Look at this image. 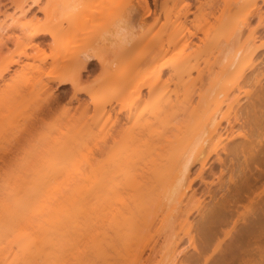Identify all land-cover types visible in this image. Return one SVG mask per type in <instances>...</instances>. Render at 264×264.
<instances>
[{
	"label": "bare ground",
	"instance_id": "6f19581e",
	"mask_svg": "<svg viewBox=\"0 0 264 264\" xmlns=\"http://www.w3.org/2000/svg\"><path fill=\"white\" fill-rule=\"evenodd\" d=\"M52 1L54 8L43 12L42 22L23 20L27 8L12 18L25 29V48L40 36L53 39L52 68L45 83L51 98H58L52 84L56 88L70 85L72 101L99 88L90 103L78 102L84 108L78 107L85 113L91 109L89 123L105 130L101 151L106 159L90 174H77L76 148L82 138L77 135L91 130L83 116L82 121L71 123V133L58 142L57 149L65 150L58 156H64L70 166L66 178L56 172L43 204L35 199L33 177L2 182L5 186L0 183L4 186L0 189V264H148L150 257L144 258L143 251L154 252L157 237L164 236L171 218L176 225L163 242L168 236L173 245L155 264H185L186 254L179 255L184 252L178 250L183 237L195 250L198 240L201 252L217 229L231 220L223 239L232 241L214 264H250L252 250L241 247L242 242L260 241L262 221L255 216L239 232V217H229L239 212L243 196L264 177V91L258 111L250 105L242 117L240 93L234 92H240L246 73L254 70L261 49L255 41L264 31V0H170L169 6L158 10L148 0H133L118 10L109 33L86 37L80 47L70 45L71 19L65 20L63 9L69 7V0ZM254 17L257 23L252 26ZM3 21L0 30L6 28ZM145 27L156 30L141 32ZM222 30L227 33L220 35ZM244 32L247 36L240 39ZM170 53L175 57L165 60ZM11 65H20V60H8L0 77ZM45 65L37 69L44 72ZM92 65L104 73L96 87L83 82ZM259 73L253 76L255 82L260 81ZM170 85L175 87L174 98ZM153 103L158 107L149 111ZM240 117L247 124L246 133L236 132ZM222 122H226L223 127ZM236 138H242L241 142L228 148ZM212 155L221 166L218 175L212 164L207 166ZM196 162L201 182L206 181V171L217 175L212 181L219 184L220 197L215 196L210 205L194 200L193 213L198 217L194 222L190 210L183 212V207L196 196L189 177ZM258 193L251 204L262 198ZM246 199L251 200L249 195ZM223 241L219 239L215 249ZM132 244L138 250L131 254ZM40 253L45 256L43 263L36 262ZM207 260L208 255H203L204 264ZM256 264H264L263 255Z\"/></svg>",
	"mask_w": 264,
	"mask_h": 264
},
{
	"label": "rangeland",
	"instance_id": "374dc122",
	"mask_svg": "<svg viewBox=\"0 0 264 264\" xmlns=\"http://www.w3.org/2000/svg\"><path fill=\"white\" fill-rule=\"evenodd\" d=\"M36 1L37 3L34 5L32 4L33 0H0V22L4 20L2 23L5 22L4 26H6L4 30H0V70L6 62H8V60H20V65H11L10 68L3 72L0 77V183L5 186L2 182H13L16 178L17 180H20V178H22L21 176H23V180L24 177L26 180L33 177L37 186L35 199L38 200L39 205H41L45 202L44 199L46 197V193L49 194L48 189L50 188V184L55 179L56 172H58V174H63L61 175V178H64L68 173L67 171L70 166L64 156H58L60 154L59 152L65 151L63 148L57 149L58 142L62 141L67 136L68 132L71 133V123L74 124L75 122H78L79 118L83 119V116H85L88 118V123H92L89 119V116L93 113L92 110L90 109L85 113V110L78 107L80 106L78 102H83L85 104L90 103L89 101L91 98L96 97L99 93V88L95 89L91 96L84 94L80 96L79 101H72L70 98L72 93L70 85H66L64 88H56V85L52 84V91L56 92V95L58 94V98L54 100L50 97L51 94L46 90L45 83L46 75L52 68L50 65V56L54 47L53 39L50 36H40L33 40L34 45L32 47L25 48L26 38L23 36L25 29L15 25L16 22L12 18L20 16L19 10L21 8H27L24 15L25 17L21 16L23 20L28 21L32 18L33 20L39 19V21L42 22L44 20L43 12L48 9H51L52 11L55 2L52 0ZM67 1L61 3L59 6L67 4ZM148 1H150L149 4H151L150 6L153 10L160 9L164 4L168 6L171 4L170 0H156L155 4L152 3L153 0ZM68 2L70 3H68L69 7L63 8L65 16L63 14L62 17L64 16L65 20L66 18L67 20L71 19L69 20L71 21L70 45H73L74 47L84 45H81V43L86 37L89 39V36L102 38V36L107 34V32L109 33L114 28L112 25L113 22L116 23L118 18V10L122 7H128L133 4V0H69ZM208 20L211 23L213 21V17L210 16ZM256 23L257 18H252V26L256 25ZM64 24L66 25L67 21L66 23L64 22ZM108 24L110 25L109 27L107 26ZM110 27L112 28L110 29ZM48 30H54V28L49 27ZM155 30V28L148 29V27H145L141 32L153 33ZM225 33H227L226 30L220 31V35ZM247 34V32L241 34L240 39L245 38ZM258 35L259 36L256 38L255 44L261 46V49L255 57L254 70H250L246 73V76L241 83L242 88L240 89V92L237 90L234 92L236 94L240 93L239 113L241 114V117L250 105L254 104L258 111L259 103L261 102L260 97H262L264 91V31H259ZM24 51L26 55L23 54ZM137 51L140 52V49ZM174 57L175 53H170L165 57V60H171ZM44 62L46 64L44 72H40L37 69V66L42 65ZM92 68L93 70H90L88 74L84 73L83 82L86 80V83L84 84L85 86L92 85L93 87H96V85L101 83L102 74L104 73H102L103 69H101L98 65L96 68L92 65ZM92 68L90 67V69ZM259 70L260 73L258 74V78L260 81L255 82L253 76ZM169 90L170 96L174 98V85H170ZM64 91L67 92L63 93ZM245 91H249L248 94H246ZM80 107L84 108V104ZM157 107V103H153L148 106V110L153 111L156 110ZM224 108L226 107L224 106L223 110ZM82 110L85 114L82 113ZM241 117L238 124H236L235 129L237 130L236 132L246 133L247 124L243 122V118ZM73 120L75 121L73 122ZM90 123L89 128L91 130H87L88 132L85 131L86 133H79L77 137L82 136V138L78 140V137L75 140V142L78 140V148H76V150L78 149L79 154L76 156L77 160H75L74 166H76L78 175L81 173L90 174L92 169L102 165L106 159V154H103L101 151L103 144L102 138L105 130H99L95 127V125ZM225 125L226 122H222L221 127ZM224 131L225 129L222 130V132ZM262 131L264 132V130ZM241 140L242 138L234 139L229 143L228 148L240 143ZM221 155L225 158L224 153ZM215 157V155L211 156L207 166L212 164L213 172L218 175L221 166L215 162ZM226 161H228V158H226ZM55 163L58 165L57 168H55ZM199 168L200 164L199 162H196L194 166H192L190 171L191 174L189 176L194 181L192 190L196 196L193 200H191V202L184 204L183 207V212L190 210L189 216L191 220L194 219V222L198 219L196 213H193V207L195 206L194 200H204V203L210 205L215 196L218 198L220 197L219 184L214 182V180L212 181V179H214L217 175L212 176L209 171H206V173H204L206 181L201 182V180L197 178ZM252 168L254 169V167ZM224 173H226V171ZM1 184L0 186H2ZM7 184H9V182ZM256 186L253 188L251 193L244 195L242 201L239 202V208H237V211L239 212H234L235 214L232 216L230 215L229 217V219H237L239 217L236 230L239 232L243 231L249 221L255 216L259 217L262 221V236L260 241L255 243L254 240H252V243L248 245H246L245 240L242 242L241 247H248L252 250V256L248 260L250 264H256L260 260V255H263L264 258V212L261 211V209L264 210V177L260 179ZM3 188L0 187L1 191H3ZM259 190L262 194V198H260V194V197L258 196L259 202L257 200L258 204H251L250 202L253 197H256L254 193L257 194ZM248 195L251 198L250 201L246 199ZM48 197L49 196L46 197V200ZM242 216L243 219L241 218ZM169 221L170 223H168ZM231 221L217 229L216 235L201 252L198 240L196 243L199 249L195 250L188 246V239L183 237L178 245V250H183L184 252L179 255L186 254V259L184 258L185 264H204L203 255L205 257L208 255L206 264H214L217 259L224 255L229 248L232 238L229 239L228 237H225L223 239V232L232 226ZM167 223L168 226L164 230L166 232L165 234L163 233L164 236L169 234L172 231L173 226L176 225V221H174L173 218L169 219ZM164 236L161 234L157 237L159 244H157L154 252L149 253L150 251L148 248H145L143 251L144 258L150 257L148 264H155L162 260V256L170 247H172L173 244L170 238L168 239V236L166 237V243H164ZM221 238L222 241H224L218 248L215 249L217 241ZM259 246L260 248L258 251L257 247ZM137 250L138 249H136L135 244H132L131 254L133 251ZM44 259L45 256L40 253L38 254L36 262L40 263ZM146 262L147 261H145V264H147Z\"/></svg>",
	"mask_w": 264,
	"mask_h": 264
}]
</instances>
